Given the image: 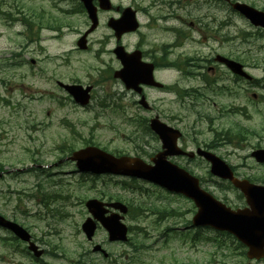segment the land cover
<instances>
[{
  "label": "rangeland",
  "instance_id": "1",
  "mask_svg": "<svg viewBox=\"0 0 264 264\" xmlns=\"http://www.w3.org/2000/svg\"><path fill=\"white\" fill-rule=\"evenodd\" d=\"M111 1L123 6L134 3L141 8L151 2ZM240 1L264 8V0ZM72 7L71 0H0V164L5 169H23L0 179V214L27 226L46 241L51 251H56L52 248L56 246L62 258L44 257L48 264L75 262L67 248L79 250L81 257L96 243L110 253V259L88 252L86 264H126V253L134 258L131 264H264V260L247 259L245 249L224 232L192 227L195 207L186 198L143 180L130 181L109 174L82 175L70 161L58 162L71 149L88 142L111 153L130 155H137L139 146L149 149L153 145L136 128V122L128 121L147 113L131 104L130 92L112 77L120 64L111 52L114 40L108 39L110 30L105 17L114 16L115 12L101 13L99 27L88 36L89 48L80 50L76 40L87 27L86 14L71 12ZM218 9V22L227 21L229 25L220 29L217 42H209L210 49L219 53L231 51L257 78V83L251 86L242 80L229 83L234 91L229 101L235 107L231 120L235 133L244 138L236 143L229 162L239 175L264 183V164L250 156L256 144L264 146V32L230 9ZM139 17L140 21H146L142 13ZM23 19L36 24L29 30ZM184 29L190 32V38H198L189 28ZM222 35L230 37L221 42ZM128 40L132 43L136 38L132 35ZM208 45L196 51L199 45L188 42L187 53H207ZM156 77L168 84L178 80L181 85L198 84L196 79H180L171 70L157 72ZM57 80L92 85L90 103L84 108L76 105L56 85ZM252 93L258 98H253ZM172 96L158 90L148 91L149 101H155L158 107H163L159 101ZM139 156L149 159L147 155ZM194 174L203 188L230 206L244 204L238 192L229 190L209 173L205 162L200 163ZM140 192L175 211L176 216L165 221L172 228L166 238L163 233L158 235L163 225L154 230L155 219L150 214L139 218L126 216L125 223L133 226L132 243L108 242L102 228L96 230L92 241L85 238L80 225L88 216L84 206L87 198L126 203L141 198ZM8 234L0 229V264H31L29 257L14 252V241H5ZM141 240L145 247L131 252Z\"/></svg>",
  "mask_w": 264,
  "mask_h": 264
},
{
  "label": "flooded vegetation",
  "instance_id": "2",
  "mask_svg": "<svg viewBox=\"0 0 264 264\" xmlns=\"http://www.w3.org/2000/svg\"><path fill=\"white\" fill-rule=\"evenodd\" d=\"M234 1L236 0H151L150 5L145 8L131 3L129 6L135 11L139 28L134 32L122 34L119 41V44L123 45L127 51L138 50L142 61L153 64L155 73L171 70L180 79L198 80L196 85H181L179 80L164 85L160 90L167 94H173L174 99L168 98L166 101H162L164 112H160L156 108L158 103L155 104V101L152 102L151 108L148 110L152 115H159L168 125L181 131L177 138V145L188 154L172 155L169 158L192 171L196 170L204 159L197 153L199 149L218 156L234 167L229 162V157L234 154L236 143L244 139L238 135L240 138L238 141L235 135V123L231 120L235 113V107L229 101L233 97L234 91L229 83L242 80L251 86L257 83V78L245 79L234 74L221 59L236 60L234 54L229 50L228 53L213 51L208 45L209 42H217L220 38L218 35L220 29L229 25L227 21L218 23V8L232 10L231 3ZM123 7L120 5L119 8H112L116 14L115 17L121 16ZM112 9L103 12L109 13ZM141 13L145 16V22L140 21ZM110 17L112 15L105 17L106 23ZM88 20L86 17V22ZM184 26L196 34L198 39L190 38V32L186 31ZM109 30L108 39H112L113 31L110 28ZM132 35L136 40L130 43L128 38ZM169 36L172 38L168 39ZM221 37V42H224L230 36L222 35ZM188 42L199 43L196 51L205 45H208L209 50L204 54L200 52L187 53ZM121 85L124 86L122 82ZM140 88L147 99L148 91L153 87L143 84L140 85ZM129 92L132 95L131 103L139 109L138 98L140 95L136 91L129 90ZM252 96L258 98L256 93H252ZM191 115L194 118L192 121L189 118ZM156 140L158 145L150 147L148 151L151 156L160 151V142L158 139ZM156 140L153 138L152 141ZM257 148H264V146L256 144L253 150ZM233 171L234 174L237 173V169ZM10 234L5 236V241L15 242L14 252H19L22 257H29L31 264H48L44 257L53 256V254L46 241L41 237L30 233L32 242L43 251V254L36 258L28 249L27 242L11 239ZM52 248L54 249V245ZM54 258H62L61 253H56ZM75 264H86V260L85 263L77 262Z\"/></svg>",
  "mask_w": 264,
  "mask_h": 264
},
{
  "label": "water",
  "instance_id": "3",
  "mask_svg": "<svg viewBox=\"0 0 264 264\" xmlns=\"http://www.w3.org/2000/svg\"><path fill=\"white\" fill-rule=\"evenodd\" d=\"M87 9L93 22L90 28L78 40V46L85 48V36L96 25L95 7L92 0H81ZM102 8H109V0H99ZM232 7L244 15L253 25L264 27V12L256 10L254 7L235 2ZM115 33L135 30L138 23L134 16V11L125 8L123 15L119 19H113L109 23ZM114 53L123 62V68L114 72L115 77H120L127 87H135L138 82L155 84L152 78V66L142 64L139 56L127 55L123 47L118 46ZM228 67L235 73L246 76L241 65L234 61L225 60ZM70 93L74 100L81 105H85L89 100L90 86L83 88L79 84L59 83ZM143 102V100H141ZM151 129L158 135L162 142V151L151 158L152 163H146L138 157L114 156L96 146H87L74 151L68 159L75 161L79 171L91 172L95 174L112 173L124 176L142 178L164 187L168 191L181 193L192 199L197 206V212L192 218L193 225H208L217 230H225L232 233L248 249L249 258H260L264 255V186L250 184L246 180H238L233 177L232 172L220 159L210 153L202 152L211 163V173L223 178H229L235 186L244 193L249 207L232 210L223 203L217 201L212 195L199 187L198 180L184 169L172 164L166 159L167 154L179 153L175 147V137L170 134V128L156 118L150 121ZM253 155L259 161H264V150H259ZM86 207L92 216L98 220L108 233L110 241H125L127 239V227L122 222L123 216L117 212L108 215V208L112 207L125 213L127 207L121 202H106L98 199L86 201ZM0 224L11 229L18 237L28 240L27 232L16 223L0 217ZM96 222L88 217L82 224V229L88 238L94 233ZM33 248V247H31ZM99 248V246H96ZM41 252H36L38 256Z\"/></svg>",
  "mask_w": 264,
  "mask_h": 264
},
{
  "label": "trees",
  "instance_id": "4",
  "mask_svg": "<svg viewBox=\"0 0 264 264\" xmlns=\"http://www.w3.org/2000/svg\"><path fill=\"white\" fill-rule=\"evenodd\" d=\"M148 199V198H147ZM157 203L155 200H136L135 199H129L128 205H129V214L134 217V216H143L146 214H158V215H164L166 213V208H163L161 206H157ZM162 217H158L156 220L159 221L161 220ZM133 230V229H132ZM142 231V228H139V232ZM141 244H135L134 246L135 249H140L144 246V241H140ZM140 245V246H138Z\"/></svg>",
  "mask_w": 264,
  "mask_h": 264
}]
</instances>
